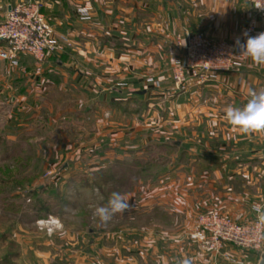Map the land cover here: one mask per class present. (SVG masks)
<instances>
[{"label": "rangeland", "instance_id": "obj_1", "mask_svg": "<svg viewBox=\"0 0 264 264\" xmlns=\"http://www.w3.org/2000/svg\"><path fill=\"white\" fill-rule=\"evenodd\" d=\"M70 1L75 28L61 32L50 22L64 44L35 60L40 81L33 98L16 102L15 93L0 94V264H178L185 257L193 264H257L264 249L227 246L213 253L192 237L207 210L245 224L264 204V163L239 173L225 166L238 158L219 154L227 110L222 92L207 89L211 83L175 91L171 68L178 54L161 46L151 48L150 59L148 50L129 47L130 62H106L102 80L93 78L96 55L118 50L102 52L91 43L100 38L93 31L100 0ZM138 17L165 26L163 14ZM130 26L133 31L120 24L122 40L144 46L168 41L178 48L183 34L166 38L143 22ZM47 59L62 65L49 71ZM109 90L118 94L100 95ZM262 134L255 144L263 156ZM112 192L125 195L130 208L102 224L94 211Z\"/></svg>", "mask_w": 264, "mask_h": 264}, {"label": "crops", "instance_id": "obj_2", "mask_svg": "<svg viewBox=\"0 0 264 264\" xmlns=\"http://www.w3.org/2000/svg\"><path fill=\"white\" fill-rule=\"evenodd\" d=\"M16 1L19 0H0V23L4 21L10 6ZM79 1L81 3L83 2V4H88L86 0ZM45 2V14L58 31L70 32L74 30L75 27H73V24L76 22V18L74 16L75 7H73V2L70 0H45ZM100 3L98 10L95 11L93 22V31L100 38L91 43L100 48L102 52L105 48H117L116 50L118 51L115 55V49H110L112 50V54L110 55L104 54L105 56H103V53L96 55L95 62L99 65V68H96L95 72H89L94 73L93 78L96 79L103 78L100 65L106 62L118 61L127 63L129 61L127 59L128 48L135 45H138V48H143L144 52L148 50V54L145 53V57L149 59L151 58V51H156L152 49L157 48V46L164 48V52L166 51V53L169 52L174 55L179 53L178 48L175 45L172 46L168 41L163 43H147L146 46H144V43L141 45L134 44L135 42L128 41V39L123 41L120 36V32L122 33L124 31L122 27L120 28V24L122 23H127L128 27L131 28H128V30L133 31V27L130 26L131 24L134 25L135 22H143V26L148 27L149 30H154L157 34H165L166 38L176 32L185 33L184 31L186 30V32L203 31L211 38L230 40L239 37L241 27H243L248 16L252 14L251 6L245 0H100ZM154 13L155 15H165V26H163L162 22L159 24V22H151V19H149L150 21L146 20V23H144L141 17L137 18L140 15L151 16ZM256 21L255 36L264 32V14L259 15ZM85 27L87 26L85 25L83 27L84 29L79 27L80 31L84 30V34L87 31ZM83 42L84 44L90 43L86 38H84ZM2 47H4V44L0 42V49ZM157 50L159 51V49ZM106 55L108 58L111 57L110 61L107 60ZM117 56H122V60H115L114 58ZM111 59L115 61H111ZM44 64L45 69L50 71L54 64L62 65V62L52 63L51 59H47ZM18 65L17 67H12L8 61L0 60V94H7L9 90L19 96L16 102L24 101L28 95L32 99L34 92L39 89L40 81L39 65L30 55L21 54L18 59ZM115 66H118V64ZM9 67L15 68L16 71L13 69V71H8L7 69ZM77 71L79 77L84 76L88 78L82 69L78 68ZM116 71H118L116 68L115 70H110L112 73ZM70 72L74 75L76 70ZM210 83L206 86L207 89H212L217 93L222 92L224 96V108L227 109L229 106L243 107L249 99L250 90L264 88V66H256L250 58L246 57V63L243 68L230 73H222ZM104 94L111 97L114 94H118V92L116 91L114 94L113 90L100 92V95ZM224 121L222 126L223 152H219V154H222L221 156L224 159L230 158L231 155L233 159L238 158L237 163L230 161L225 166L230 170L235 167L239 173H242L246 171L248 166L258 164L260 162L259 160H261V163H264V155L262 156L261 154L263 153L259 151L262 146L255 144L257 143L256 137H261L263 132L243 134L226 119ZM251 138H254V140ZM252 141H254L253 144L255 146L248 148V144L249 146L252 145ZM230 145H237L238 150L232 153L228 148L224 150V148ZM247 158H251V161H248Z\"/></svg>", "mask_w": 264, "mask_h": 264}, {"label": "built area", "instance_id": "obj_3", "mask_svg": "<svg viewBox=\"0 0 264 264\" xmlns=\"http://www.w3.org/2000/svg\"><path fill=\"white\" fill-rule=\"evenodd\" d=\"M252 6L254 17L242 32L254 36L256 16L264 14L256 8L264 6V0H246ZM244 39L243 35L240 38ZM0 59L12 66L18 64L21 54H28L42 61L50 51L61 50L64 40L58 38L50 21L46 18L40 0H26L10 6L6 18L0 23ZM180 52L171 68L175 91H185L190 86H200L214 81L222 73H230L243 67L246 57L235 53V41L214 40L202 32H185L178 36ZM153 85L160 82L149 79ZM253 222L241 224L207 210L199 216L193 239L207 251L219 253L227 246L241 250L262 251L264 249V222L259 220L264 213V204L259 205Z\"/></svg>", "mask_w": 264, "mask_h": 264}, {"label": "clouds", "instance_id": "obj_4", "mask_svg": "<svg viewBox=\"0 0 264 264\" xmlns=\"http://www.w3.org/2000/svg\"><path fill=\"white\" fill-rule=\"evenodd\" d=\"M257 9L264 11V6L257 4ZM244 39L235 41V53L250 58L256 66H264V32L251 36L248 32L242 33ZM226 120L243 134L264 132V88L249 91V99L243 107L229 106L225 114ZM129 199L120 192H112L106 205L95 208L94 216L102 224L110 222L114 215L123 214L129 210ZM260 212V209H256ZM259 220L264 222V213ZM178 264H193L191 258H183Z\"/></svg>", "mask_w": 264, "mask_h": 264}, {"label": "water", "instance_id": "obj_5", "mask_svg": "<svg viewBox=\"0 0 264 264\" xmlns=\"http://www.w3.org/2000/svg\"><path fill=\"white\" fill-rule=\"evenodd\" d=\"M257 264H264V253L261 255L260 260Z\"/></svg>", "mask_w": 264, "mask_h": 264}]
</instances>
